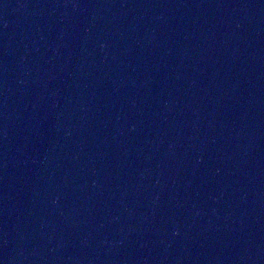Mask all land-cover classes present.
I'll return each mask as SVG.
<instances>
[{"label":"water","instance_id":"1","mask_svg":"<svg viewBox=\"0 0 264 264\" xmlns=\"http://www.w3.org/2000/svg\"><path fill=\"white\" fill-rule=\"evenodd\" d=\"M137 4V264H264V0Z\"/></svg>","mask_w":264,"mask_h":264}]
</instances>
